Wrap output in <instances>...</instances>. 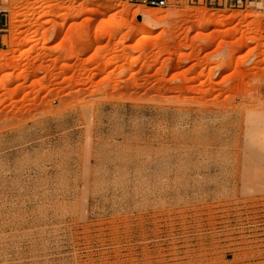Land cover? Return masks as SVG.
<instances>
[{
    "label": "rangeland",
    "instance_id": "obj_1",
    "mask_svg": "<svg viewBox=\"0 0 264 264\" xmlns=\"http://www.w3.org/2000/svg\"><path fill=\"white\" fill-rule=\"evenodd\" d=\"M259 1L0 0V264H264Z\"/></svg>",
    "mask_w": 264,
    "mask_h": 264
},
{
    "label": "built area",
    "instance_id": "obj_2",
    "mask_svg": "<svg viewBox=\"0 0 264 264\" xmlns=\"http://www.w3.org/2000/svg\"><path fill=\"white\" fill-rule=\"evenodd\" d=\"M135 1L136 3H141L144 5H149L152 7H165L169 4L174 3L177 0H132ZM200 1V0H197ZM234 4L238 6H248L252 3H260L259 0H233Z\"/></svg>",
    "mask_w": 264,
    "mask_h": 264
},
{
    "label": "bare ground",
    "instance_id": "obj_3",
    "mask_svg": "<svg viewBox=\"0 0 264 264\" xmlns=\"http://www.w3.org/2000/svg\"><path fill=\"white\" fill-rule=\"evenodd\" d=\"M104 5V4H103ZM103 5H101V6H103ZM89 6V5H88ZM87 6V10L88 11H90V12H92V13H97V12H99V8H100V10H102V8H107L108 9V7H105V6H103V7H100L99 5H95L94 7H88ZM99 6V7H98ZM49 7V6H48ZM53 7V6H52ZM95 7H98V8H95ZM39 7H37V9H38ZM53 9V8H52ZM74 9V8H73ZM138 10V9H137ZM136 10V11H137ZM75 11V10H74ZM73 12V10L72 9H68V11H67V15H69V14H71ZM101 12V11H100ZM108 12V11H107ZM135 13V12H134ZM137 13L139 14V16L141 17V18H143V19H145V20H148V21H150V22H152V21H155V22H158V21H161L162 19H163V17H160L157 13H155V12H145V11H143V10H141V9H139L138 11H137ZM136 13V14H137ZM221 19V18H220ZM219 18H217V20L219 21L220 20ZM224 20V19H223ZM34 46V45H33ZM2 56V55H1ZM0 56V57H1ZM4 57V56H3Z\"/></svg>",
    "mask_w": 264,
    "mask_h": 264
},
{
    "label": "crops",
    "instance_id": "obj_4",
    "mask_svg": "<svg viewBox=\"0 0 264 264\" xmlns=\"http://www.w3.org/2000/svg\"><path fill=\"white\" fill-rule=\"evenodd\" d=\"M5 28H2L0 25V47L4 45V36H6L5 33H3Z\"/></svg>",
    "mask_w": 264,
    "mask_h": 264
}]
</instances>
